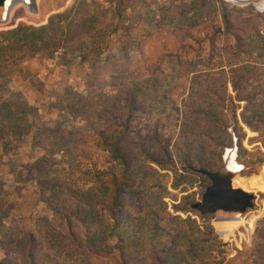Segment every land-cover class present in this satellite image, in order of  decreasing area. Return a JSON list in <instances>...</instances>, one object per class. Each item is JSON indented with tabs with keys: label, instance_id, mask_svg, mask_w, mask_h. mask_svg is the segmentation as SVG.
Listing matches in <instances>:
<instances>
[{
	"label": "trees",
	"instance_id": "trees-1",
	"mask_svg": "<svg viewBox=\"0 0 264 264\" xmlns=\"http://www.w3.org/2000/svg\"><path fill=\"white\" fill-rule=\"evenodd\" d=\"M159 16L154 27L173 34L171 42L176 50L186 47V41L175 38L184 24L192 26V39L200 43L207 39L201 33L209 36L212 28L220 32L219 27L204 22L207 17L194 5L192 15L189 9L161 8ZM100 18L93 14L88 19L87 32H92V37L78 43L82 59L96 60L114 34L120 52L142 48L144 41L133 35L135 24L111 27ZM222 19L229 33V18L222 13ZM83 23H75V29L79 30ZM237 23L231 51L224 46L220 51L197 55L192 62V72L188 73L192 75L187 85L180 86V119L175 136L155 133L151 138H137L129 132L130 116L116 130L115 123H109L110 108L104 105L94 111V118L102 120L100 129L76 137L68 136L69 130L63 129L62 135L53 137L49 153L42 156L44 168L40 171L45 182L58 190L51 202V218L42 220L36 233L0 230V242L5 247L0 264H128V252L137 255L136 264H223L222 259H217L220 252L216 246L221 243L212 228L169 211L160 196L163 186L155 175L158 169L174 174L179 169L192 171L205 178V187L210 181L199 170L221 169L223 153L233 145L236 161L244 167L241 174L256 173V167L264 163L258 145L249 150L242 142L246 136L244 125L256 133L248 138V144L260 143L264 147V75L260 68L264 39L258 36L262 22ZM52 24L53 20L37 26L19 22L0 33V77L9 63L16 61L18 50L31 55L52 54L69 40L74 29L58 37ZM197 30L201 33L194 37ZM161 44L168 51L166 42ZM174 57H178L174 63L163 52L154 57L155 74L150 78L156 85L165 80L167 66L175 68L183 63L179 56L170 58ZM189 62L187 59L184 64ZM152 144L157 146L151 148ZM254 188L264 190L262 186ZM194 201L184 196L172 209L186 212V206ZM193 214L203 218L209 213ZM44 245L55 248V259L43 256Z\"/></svg>",
	"mask_w": 264,
	"mask_h": 264
},
{
	"label": "rangeland",
	"instance_id": "rangeland-1",
	"mask_svg": "<svg viewBox=\"0 0 264 264\" xmlns=\"http://www.w3.org/2000/svg\"><path fill=\"white\" fill-rule=\"evenodd\" d=\"M114 1L13 0L8 9V12L11 9L10 18L0 21V33L19 22L37 26L47 24L49 20H53V33L58 37L68 29H74L69 40L52 54L41 52L31 55L18 50L20 52L14 56L16 61L9 63L0 77L1 231L36 233L42 220L51 218V202L58 190L41 177L40 171L44 168L42 156L49 153L53 137L62 135L63 129L69 130L68 136L71 137L100 129L102 120L94 118V111L105 105L110 108L109 123H115L116 130L130 116L129 132L137 138H151L155 133L175 136L180 119V86L187 85L192 75L188 73L192 72V62L197 55L220 51L224 46L228 47L227 52L231 51L229 47L234 44L233 33L237 32V21H241L242 25L262 22L258 36L264 39V0H233L239 3L230 0ZM192 5L200 7L203 16L207 17L204 22L219 27L220 32L212 28L208 36L199 30L194 31V37L199 33L202 38L207 36L200 43L192 39V26L184 24V29L178 31L175 38L186 41V47L176 50L171 42L173 34L163 31L164 28L154 27L155 21L160 19L161 8L189 9L192 15ZM222 13L228 16L231 23L229 33L225 31ZM93 14L101 17V22L111 24V27L116 24H135L133 35L144 41L142 48L120 52L114 34L111 35L110 45L104 48L96 60L82 59L78 43L92 37V32L87 30L88 19ZM236 15L240 18L236 19ZM81 21H85L83 26L79 30L75 29V23ZM163 42H166L168 51H173L171 56L181 57L183 63L175 68L167 66L165 80L156 85L150 77L155 74L152 73V63L157 53H166L167 59L173 63L178 58H170L169 52L162 48ZM256 53L257 50H254L253 55ZM187 59L190 62L185 65ZM260 61L264 75V55ZM242 126L246 133L243 145L249 150L258 145L264 158L262 144H248V138L256 136V133ZM156 146L152 144L151 148ZM230 150L237 165L231 175L232 185L255 195L254 207L249 208L239 219L216 221L215 217L222 215L212 213L199 218L189 208H186V212L173 211L172 205L181 203L182 197L188 195L195 201L201 197L205 178L192 171L181 172L179 169L174 174L158 169L155 178L164 189L160 196L173 214L183 218L190 216L204 228H212L216 240L221 243L216 246L220 252L217 259H222L223 264H264V190L254 188L264 187V163L256 167V173L243 175L241 171L244 167L236 161L235 145L225 149L223 164ZM159 157L163 159L162 155ZM204 232L208 233V230L204 229ZM54 249L44 245L43 256L55 259ZM4 251L5 247L0 242V259L4 257ZM136 256L128 252V264H136Z\"/></svg>",
	"mask_w": 264,
	"mask_h": 264
},
{
	"label": "water",
	"instance_id": "water-1",
	"mask_svg": "<svg viewBox=\"0 0 264 264\" xmlns=\"http://www.w3.org/2000/svg\"><path fill=\"white\" fill-rule=\"evenodd\" d=\"M12 1L0 0V11L4 6L7 8L6 17L2 20L8 17V9ZM224 168L225 161L218 171L199 170L208 177L210 183L204 187L200 199L188 204L187 208L196 211L199 215L221 214L222 216L215 217V220L228 221L239 219L249 208L254 207V193L234 187L231 181L232 174L220 177L219 174Z\"/></svg>",
	"mask_w": 264,
	"mask_h": 264
},
{
	"label": "bare ground",
	"instance_id": "bare-ground-1",
	"mask_svg": "<svg viewBox=\"0 0 264 264\" xmlns=\"http://www.w3.org/2000/svg\"><path fill=\"white\" fill-rule=\"evenodd\" d=\"M6 9H7L6 6H4L3 9L0 11V20L6 17ZM236 168H237V165L234 162V154H233V151L230 150L225 155V168L220 172L219 175L220 177L230 175L232 174L234 170H236Z\"/></svg>",
	"mask_w": 264,
	"mask_h": 264
},
{
	"label": "built area",
	"instance_id": "built-area-1",
	"mask_svg": "<svg viewBox=\"0 0 264 264\" xmlns=\"http://www.w3.org/2000/svg\"><path fill=\"white\" fill-rule=\"evenodd\" d=\"M231 1V0H230ZM232 2H234V1H232ZM234 3H237V2H234Z\"/></svg>",
	"mask_w": 264,
	"mask_h": 264
}]
</instances>
